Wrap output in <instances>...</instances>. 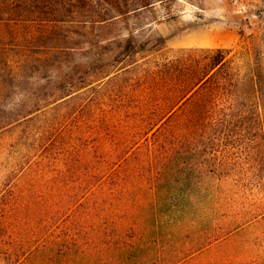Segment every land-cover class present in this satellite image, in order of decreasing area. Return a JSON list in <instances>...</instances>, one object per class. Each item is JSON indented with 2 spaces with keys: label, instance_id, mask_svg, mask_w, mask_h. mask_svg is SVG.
<instances>
[{
  "label": "rangeland",
  "instance_id": "obj_1",
  "mask_svg": "<svg viewBox=\"0 0 264 264\" xmlns=\"http://www.w3.org/2000/svg\"><path fill=\"white\" fill-rule=\"evenodd\" d=\"M54 1L65 20L55 29L0 23V264H17L5 260L9 243L29 236L32 219L43 221L52 200H38L33 214L17 184L22 162L69 153L77 160L74 175L89 174L91 158L104 154L96 149L99 132L108 144L105 153H114L115 133L123 132L107 114L127 107L126 98L144 89L142 68L218 48L230 51L238 97L259 105L262 117L207 128L218 135V153L205 168L217 173L232 216L242 212L246 223L187 264H264V103L253 78L258 61L264 63V0H171L102 23L95 22L106 8L101 0ZM28 2L36 8L35 0ZM126 66L129 72L118 71ZM116 71L118 79L109 80ZM68 219L61 214L47 224L39 246L60 237L57 252L76 253L70 239L76 222Z\"/></svg>",
  "mask_w": 264,
  "mask_h": 264
},
{
  "label": "trees",
  "instance_id": "obj_2",
  "mask_svg": "<svg viewBox=\"0 0 264 264\" xmlns=\"http://www.w3.org/2000/svg\"><path fill=\"white\" fill-rule=\"evenodd\" d=\"M35 1L36 8L28 0H0V23L51 30L65 22L54 0ZM101 1L106 8L99 11L97 23L137 15L171 0ZM229 54L221 48L183 52L154 69L142 68V86L154 87L131 94L127 107L107 114L123 134L115 133L112 154L105 153L108 144L99 132L96 149L104 154L91 158L89 174L74 175L77 160L69 153L22 162L17 168L23 177L16 181L33 214L38 200L45 196L52 200L43 221L32 219L29 236H15L9 243L5 260L58 264L66 257L63 264H187L239 230L246 223L242 212L232 216L217 173L206 169L218 153L214 148L218 135H210L207 128L248 117L258 120L262 112L259 105L238 97L239 78ZM256 55L263 57L259 50ZM121 70L129 72L127 66ZM118 71L106 77L116 80ZM253 78L264 103L263 62L258 61ZM61 214L76 222L70 238L78 245L76 253L57 252L60 237L39 246L46 242L39 235ZM69 237L70 233L64 236ZM3 242L0 237V246Z\"/></svg>",
  "mask_w": 264,
  "mask_h": 264
}]
</instances>
